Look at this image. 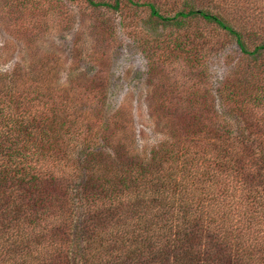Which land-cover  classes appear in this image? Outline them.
<instances>
[{
  "label": "trees",
  "instance_id": "1",
  "mask_svg": "<svg viewBox=\"0 0 264 264\" xmlns=\"http://www.w3.org/2000/svg\"><path fill=\"white\" fill-rule=\"evenodd\" d=\"M145 4L162 21L213 24L242 53L264 51V0H190L172 16ZM249 34L260 37L251 49ZM22 79L0 72V264H264V148L227 123L242 118V99L264 103L262 82L249 93L243 80L226 87L219 113L195 99L192 119L134 152L120 119L91 129L76 102L62 106L68 94ZM96 89L86 103L105 91ZM163 93L160 112L172 104ZM259 121L242 125L255 134Z\"/></svg>",
  "mask_w": 264,
  "mask_h": 264
},
{
  "label": "rangeland",
  "instance_id": "2",
  "mask_svg": "<svg viewBox=\"0 0 264 264\" xmlns=\"http://www.w3.org/2000/svg\"><path fill=\"white\" fill-rule=\"evenodd\" d=\"M92 1L99 4L0 0V72H19L22 82L34 78L48 83L51 93L57 87L56 91L70 96L62 106L76 102V113L83 120L91 119V129L98 130L114 117L116 122L120 119L127 128L128 138L123 141L134 152L152 150L177 131V124L192 119L199 110L196 102L212 104L219 113L226 87L243 80L252 84L246 87L249 93L264 84L256 73L264 72V51L242 53L234 38L213 24L197 16L178 24L162 21L150 15L145 4L153 2L160 14L172 16L186 10L190 0H118L116 8L114 0ZM244 38L248 49L260 39L252 34ZM96 76L100 81L94 80ZM7 80L9 87L18 85L14 78ZM99 87L105 89L100 98L86 103L83 94ZM159 90L169 98L165 103H172L164 105L162 112ZM173 105L174 112H168ZM239 106L242 118H226L231 134L237 136L241 128L244 135L257 137L255 148H264V103L242 99ZM256 117L260 124L250 134L243 119L249 122ZM72 191L71 196H76Z\"/></svg>",
  "mask_w": 264,
  "mask_h": 264
}]
</instances>
